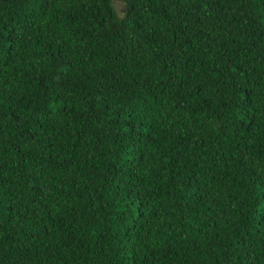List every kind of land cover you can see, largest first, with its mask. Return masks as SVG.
Wrapping results in <instances>:
<instances>
[{"label":"trees","instance_id":"1","mask_svg":"<svg viewBox=\"0 0 264 264\" xmlns=\"http://www.w3.org/2000/svg\"><path fill=\"white\" fill-rule=\"evenodd\" d=\"M0 264H264V0H0Z\"/></svg>","mask_w":264,"mask_h":264},{"label":"rangeland","instance_id":"2","mask_svg":"<svg viewBox=\"0 0 264 264\" xmlns=\"http://www.w3.org/2000/svg\"><path fill=\"white\" fill-rule=\"evenodd\" d=\"M118 5L120 4V3H117Z\"/></svg>","mask_w":264,"mask_h":264}]
</instances>
